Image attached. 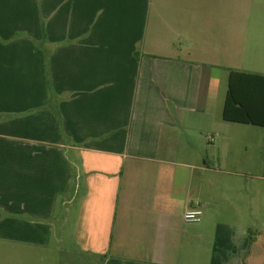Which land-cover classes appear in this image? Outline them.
Returning <instances> with one entry per match:
<instances>
[{
    "label": "crops",
    "instance_id": "crops-1",
    "mask_svg": "<svg viewBox=\"0 0 264 264\" xmlns=\"http://www.w3.org/2000/svg\"><path fill=\"white\" fill-rule=\"evenodd\" d=\"M232 70L264 75V0H0V264H264Z\"/></svg>",
    "mask_w": 264,
    "mask_h": 264
},
{
    "label": "trees",
    "instance_id": "trees-1",
    "mask_svg": "<svg viewBox=\"0 0 264 264\" xmlns=\"http://www.w3.org/2000/svg\"><path fill=\"white\" fill-rule=\"evenodd\" d=\"M57 119L59 110L51 106ZM228 122L264 127V75L232 70L223 108ZM253 240V235L250 236Z\"/></svg>",
    "mask_w": 264,
    "mask_h": 264
},
{
    "label": "rangeland",
    "instance_id": "rangeland-1",
    "mask_svg": "<svg viewBox=\"0 0 264 264\" xmlns=\"http://www.w3.org/2000/svg\"><path fill=\"white\" fill-rule=\"evenodd\" d=\"M36 45L44 49V51L46 50L45 44L36 42ZM227 89H228V81L227 78H225V80L223 79L221 81V84L219 85L218 117L220 118H221V111L223 109ZM233 135L239 137L240 139H242L244 143L249 145L250 151L249 154L247 155L249 159V163L252 167L257 168L258 164L255 163V158L256 156H258L259 151L262 150L264 146V127H255L253 125H245V124H234ZM244 153L245 151L242 148H240V154L243 155ZM13 243L15 242L0 239V246L10 245ZM52 244L57 245V241L55 238L53 239ZM68 244L71 245V247H74L75 245V243L72 242L69 238H66L62 244L63 245L62 247L65 249L66 245ZM72 249L74 250V248ZM60 258H63L62 264H84L86 261L85 258L78 259L75 253H67L65 250L64 252L60 253Z\"/></svg>",
    "mask_w": 264,
    "mask_h": 264
},
{
    "label": "built area",
    "instance_id": "built-area-1",
    "mask_svg": "<svg viewBox=\"0 0 264 264\" xmlns=\"http://www.w3.org/2000/svg\"><path fill=\"white\" fill-rule=\"evenodd\" d=\"M210 140H213L214 137L209 136ZM203 209L200 206H193L184 213V220L187 223H199L203 218Z\"/></svg>",
    "mask_w": 264,
    "mask_h": 264
}]
</instances>
